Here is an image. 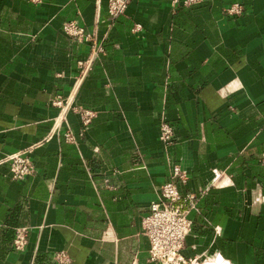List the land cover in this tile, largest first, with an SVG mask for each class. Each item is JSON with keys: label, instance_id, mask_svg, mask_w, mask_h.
<instances>
[{"label": "crops", "instance_id": "obj_1", "mask_svg": "<svg viewBox=\"0 0 264 264\" xmlns=\"http://www.w3.org/2000/svg\"><path fill=\"white\" fill-rule=\"evenodd\" d=\"M28 148L27 178L0 163V264H158L142 221L170 181L196 204L186 257L264 264V0H0V162Z\"/></svg>", "mask_w": 264, "mask_h": 264}, {"label": "built area", "instance_id": "obj_2", "mask_svg": "<svg viewBox=\"0 0 264 264\" xmlns=\"http://www.w3.org/2000/svg\"><path fill=\"white\" fill-rule=\"evenodd\" d=\"M132 0H108L109 20H115L125 13ZM196 0H187L194 2ZM244 12L243 4L236 2L225 8L228 16H241ZM64 34L72 40L79 42H90L95 44L94 35L87 31L76 18L66 21L62 28ZM104 50L103 45H96L95 54L98 55ZM86 69L90 68L88 64ZM55 105L61 108L60 117L63 120L72 107V100L65 101L59 96ZM84 124H88L94 114L91 111H84ZM162 139L164 142H171L174 138L175 127L169 122L161 125ZM68 140L73 136L66 134ZM32 148L10 154L0 163H8L11 176L15 180H23L34 172V164L31 159ZM264 165V154L262 156ZM174 178L182 181L187 180V175L178 164L173 166ZM183 202L190 204L188 208L182 206ZM196 206L193 195H187L184 199L176 182L170 181L163 184L160 198L152 202L149 213L143 218L142 230L150 241L149 261L158 264H214V261H200L197 258H188L182 253L185 239L192 229L193 221L189 213ZM28 243L27 228H18L14 246L17 250H24ZM71 258L65 250L57 251L53 255L52 264H70Z\"/></svg>", "mask_w": 264, "mask_h": 264}, {"label": "bare ground", "instance_id": "obj_3", "mask_svg": "<svg viewBox=\"0 0 264 264\" xmlns=\"http://www.w3.org/2000/svg\"><path fill=\"white\" fill-rule=\"evenodd\" d=\"M217 263L225 264L224 262H220V261L216 260V261L214 262V264H217Z\"/></svg>", "mask_w": 264, "mask_h": 264}, {"label": "rangeland", "instance_id": "obj_4", "mask_svg": "<svg viewBox=\"0 0 264 264\" xmlns=\"http://www.w3.org/2000/svg\"><path fill=\"white\" fill-rule=\"evenodd\" d=\"M217 264H221V263H217Z\"/></svg>", "mask_w": 264, "mask_h": 264}]
</instances>
